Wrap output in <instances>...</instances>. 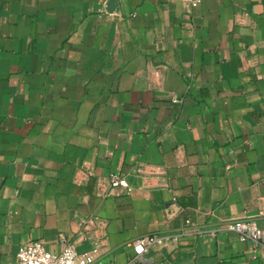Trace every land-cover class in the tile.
Listing matches in <instances>:
<instances>
[{
	"label": "crops",
	"instance_id": "crops-1",
	"mask_svg": "<svg viewBox=\"0 0 264 264\" xmlns=\"http://www.w3.org/2000/svg\"><path fill=\"white\" fill-rule=\"evenodd\" d=\"M137 163L166 186L97 195ZM92 215L115 264H264V0H0V264Z\"/></svg>",
	"mask_w": 264,
	"mask_h": 264
},
{
	"label": "built area",
	"instance_id": "built-area-1",
	"mask_svg": "<svg viewBox=\"0 0 264 264\" xmlns=\"http://www.w3.org/2000/svg\"><path fill=\"white\" fill-rule=\"evenodd\" d=\"M189 7H196L198 0H186ZM248 15V13H245ZM242 22L241 19H237ZM174 101L179 102L180 99ZM160 168V169H159ZM92 174V170H87ZM163 167L137 163L134 166L133 176L136 185L130 181L129 175L121 171L112 173L108 178V184L101 179L98 185L99 197L114 196L118 193H133L135 189L150 190L161 189L166 186ZM161 179L157 180V175ZM108 220L99 215L84 217L79 221V231L71 239L65 240V247L61 253L56 254L47 249L44 243L37 240L28 241L21 245L18 252V264H115L101 256L103 248L109 244L107 234ZM228 229L236 233L243 241L249 240L255 243L256 249L264 256V228L254 219L236 220L228 226ZM162 239L158 236H144L131 243L134 254L127 264H147L146 253ZM83 245H88L85 251H79ZM255 249V251H256ZM158 264H167L164 261Z\"/></svg>",
	"mask_w": 264,
	"mask_h": 264
},
{
	"label": "rangeland",
	"instance_id": "rangeland-1",
	"mask_svg": "<svg viewBox=\"0 0 264 264\" xmlns=\"http://www.w3.org/2000/svg\"><path fill=\"white\" fill-rule=\"evenodd\" d=\"M79 251H84V250L82 249V247H80V248H79Z\"/></svg>",
	"mask_w": 264,
	"mask_h": 264
}]
</instances>
